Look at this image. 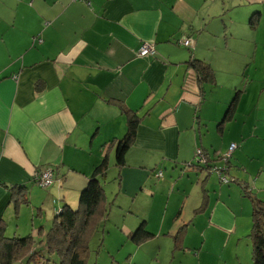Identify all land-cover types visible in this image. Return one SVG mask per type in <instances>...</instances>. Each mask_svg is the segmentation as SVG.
<instances>
[{"label": "crops", "instance_id": "obj_1", "mask_svg": "<svg viewBox=\"0 0 264 264\" xmlns=\"http://www.w3.org/2000/svg\"><path fill=\"white\" fill-rule=\"evenodd\" d=\"M0 5L17 7L16 15L25 13L23 21L31 22L16 40L9 36L14 37L17 18L4 30L0 26V182L23 188L22 194L12 193L0 184V226H6L8 238L36 239L50 229L18 220L20 205L31 207V219L39 203L46 207L48 194L43 197L34 183L39 171H54L56 183L49 188L57 186L51 189L53 203H61L57 212L65 204L79 206L78 197L106 157L111 172L127 136L119 103L142 117L123 163L113 165L124 193L136 197L145 189L150 173L138 164L149 152L167 166L192 162L202 131L195 130L201 100L189 62L213 69L220 59L215 53L234 52L235 33L250 30L249 16H264V0H0ZM184 37L194 50L178 47ZM145 44L155 47L154 56H139ZM204 213L210 228L234 230L236 212L227 203H210ZM154 220L146 216L126 225L127 238L143 221L155 240L174 233L175 226H152ZM154 261L161 264L159 256ZM219 262L216 257L213 264Z\"/></svg>", "mask_w": 264, "mask_h": 264}, {"label": "rangeland", "instance_id": "obj_2", "mask_svg": "<svg viewBox=\"0 0 264 264\" xmlns=\"http://www.w3.org/2000/svg\"><path fill=\"white\" fill-rule=\"evenodd\" d=\"M9 8L5 10L0 5V26L4 30V27L12 26V18H17L16 27L12 29L14 37L9 36V39L16 40L27 30L24 27H31V22L28 19L23 21L25 13L23 17L16 15L17 7ZM11 10L14 16H9ZM250 17V30L235 33L237 46L234 45V52L221 48L215 53L220 58L215 59L213 67L216 83L203 86L206 97L195 111V130L199 134L200 126L202 131L199 149L203 155H199L200 161L203 157L210 160L225 157L222 161L211 162L223 167V172L189 166V162L167 166L163 161L157 163L158 159L152 158L153 153L149 152L138 164L149 171L148 183L142 192L132 197L118 185L116 177L119 170L113 167L118 163L116 155V160H111L112 170L108 172L105 187L106 204H112L111 213L110 210L108 212L111 215L90 238L91 251L87 264H158L154 261L158 256L161 264H213L216 257L220 259L219 264H253V239L250 237L253 230L252 199L253 202L254 199L264 202V16L261 20L258 15ZM237 92H241V98L234 118L220 129L218 124L221 121H218L225 116ZM197 151L198 147L195 156ZM130 160L137 162L135 157ZM160 171H163L164 177L157 178ZM74 177L69 178L70 184ZM36 186L43 197L47 194L50 197L47 196V203H44L46 207L39 203L34 210L36 216L31 219V207L20 203L19 208L23 210L20 217H16L30 227L32 223H41L46 230L50 228L44 237L37 236L35 248L41 255L39 264H59L58 257L49 255L43 244L60 209L61 203H53L52 200V196H57L51 189L57 186L51 189ZM204 200L208 201V209L210 203L230 205L236 212L234 230L210 228L206 214L200 212ZM14 207L15 203L10 209L11 216L15 215ZM146 216L150 220L155 219L152 226L164 223V227L176 228L172 235L152 239L148 247L140 250L128 240L125 228L126 225L132 227ZM179 232L181 236L176 239ZM25 264L34 263L25 261Z\"/></svg>", "mask_w": 264, "mask_h": 264}, {"label": "trees", "instance_id": "obj_3", "mask_svg": "<svg viewBox=\"0 0 264 264\" xmlns=\"http://www.w3.org/2000/svg\"><path fill=\"white\" fill-rule=\"evenodd\" d=\"M75 1V0H74ZM78 1V0H77ZM80 1V0H79ZM90 3V0H85ZM84 2V1H81ZM252 23V22H251ZM141 49V48H140ZM190 66L196 72V78L199 84V96L201 103L205 100L206 91L203 86L205 84L215 85L214 70L203 61H190ZM37 86V85H36ZM241 98V92L235 93L228 111L223 115V119L218 124L219 128L231 121L238 108ZM119 108L127 119V136L125 137L123 149H121L120 157L118 158V166L123 163V157L128 152L133 144L140 123V116L137 112L128 110L122 103H119ZM200 149H198L199 151ZM197 151V152H198ZM206 163L201 164L198 155L195 156V161L189 162L191 166L197 165L209 171L211 168L222 173L223 167L219 164H211L214 161H222L224 158H216L210 160L206 158ZM230 158L227 159L229 163ZM226 163V162H225ZM109 158L103 159L102 163L95 168L87 187L81 192L79 198V206L73 209L70 205L65 204L61 211L55 217L53 226L48 233L44 243L49 255H56L59 259V264H87L90 256V238L97 233L101 224L106 221L109 215V210L112 204L107 206L105 189L102 185L107 179L109 172ZM162 177H163V171ZM159 172V173H160ZM35 183V180H34ZM5 186L10 192L18 191L22 194L23 188L19 186ZM36 184V183H35ZM252 198V197H251ZM253 206V230L250 237L253 239L252 260L253 264H264V202L252 199ZM208 201L204 200L203 206L200 207V212H207ZM6 226H0V264H25L33 262L39 264L41 255L36 251V239L33 236L25 238H8L5 236ZM180 233V232H179ZM156 236L146 229V223L143 221L140 226L128 238L137 246H142L154 239ZM177 239V236H175Z\"/></svg>", "mask_w": 264, "mask_h": 264}, {"label": "built area", "instance_id": "obj_4", "mask_svg": "<svg viewBox=\"0 0 264 264\" xmlns=\"http://www.w3.org/2000/svg\"><path fill=\"white\" fill-rule=\"evenodd\" d=\"M75 1H77V0H75ZM80 1H85V0H80ZM178 44L183 46V47H186L188 49L194 48V42L191 39L186 38V37L179 40ZM154 55H155V47L150 45V44L143 45L139 51V56L143 57V58H147V57L154 56ZM199 155H201V156L203 155L201 150L198 151L197 161H199L201 164H205L206 159L203 157L202 162H201ZM189 166H191V165L189 164ZM161 177H162V172L157 174V178H161ZM34 180L38 186H40L43 189H47V188L51 187L55 182L54 171L52 169H46L44 171H39L36 174Z\"/></svg>", "mask_w": 264, "mask_h": 264}]
</instances>
